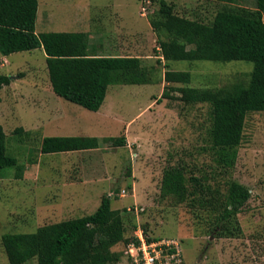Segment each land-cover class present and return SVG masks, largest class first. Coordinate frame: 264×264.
Here are the masks:
<instances>
[{"label":"rangeland","instance_id":"obj_1","mask_svg":"<svg viewBox=\"0 0 264 264\" xmlns=\"http://www.w3.org/2000/svg\"><path fill=\"white\" fill-rule=\"evenodd\" d=\"M166 1L178 14L207 22L227 5L210 0ZM231 5L254 9L256 0H236ZM157 8L158 0H38L36 32L85 31L95 53L139 56L150 70L151 83L109 85L97 111L52 91L41 48L0 54V74L11 78L0 89V126L9 152L24 167L21 178L14 177L12 167L0 170V264H9L2 234L33 232L43 224L90 214L105 194L111 207L122 211L126 238L141 226L148 237L179 243V256L171 264H264V111L246 114L231 173L250 190L237 214L240 234L217 236L207 209L160 195L163 169L178 164L186 176L207 173L212 186L225 190L209 150L208 106L183 103L174 88L185 85L165 82L163 72L189 71L188 86L194 87L246 85L252 63L158 61L157 37L148 22ZM262 17L264 21V11ZM16 127L29 131L23 141L13 133ZM79 135H124L126 142L113 146L101 141L95 149L49 154L39 150L43 136ZM122 190L124 196L119 195ZM133 205L136 215L126 210ZM112 249L122 253L114 264H134L127 244Z\"/></svg>","mask_w":264,"mask_h":264},{"label":"trees","instance_id":"obj_2","mask_svg":"<svg viewBox=\"0 0 264 264\" xmlns=\"http://www.w3.org/2000/svg\"><path fill=\"white\" fill-rule=\"evenodd\" d=\"M224 5L207 22L178 14L171 3L158 0V8L148 18L156 35L157 60H208L252 63L246 85L241 82L223 87L188 86L189 71L166 69L163 80L182 83L175 87L179 99L189 105L206 104L210 123L206 135L214 167L224 179L225 190L212 186L207 173L186 176L182 165L163 169L160 195L176 203L196 202L212 216V231L217 236L240 234L237 214L250 198V190L232 179L238 149L248 112L264 111V0H256L254 9L234 7L236 0H210ZM38 0H0V54L43 50L52 91L59 97L87 110L97 111L103 104L109 85L151 83L150 70L139 56L100 55L89 47L85 31L36 32ZM11 81L0 74V89ZM19 141L29 131L16 127ZM101 141L123 146L125 136H43L42 154L95 149ZM12 167L21 178L23 165L11 154L7 135L0 126V170ZM129 213V212H128ZM122 211L111 207L105 194L96 209L86 215L43 224L33 232L2 234L1 244L9 264H114L122 253L113 250L118 243L128 244ZM150 239H159L149 237ZM254 264V263H250Z\"/></svg>","mask_w":264,"mask_h":264},{"label":"built area","instance_id":"obj_3","mask_svg":"<svg viewBox=\"0 0 264 264\" xmlns=\"http://www.w3.org/2000/svg\"><path fill=\"white\" fill-rule=\"evenodd\" d=\"M143 12L145 13V8L141 6V15ZM124 193L122 190L119 195L124 196ZM126 210L135 215L138 212L135 205ZM148 238L141 226L134 229L133 240L127 244V253L134 264H171L179 256V243L176 240Z\"/></svg>","mask_w":264,"mask_h":264}]
</instances>
